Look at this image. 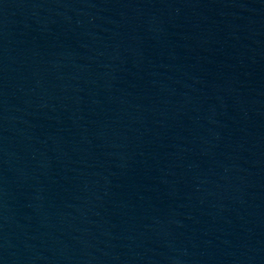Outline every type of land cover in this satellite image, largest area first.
<instances>
[{"label":"water","instance_id":"obj_1","mask_svg":"<svg viewBox=\"0 0 264 264\" xmlns=\"http://www.w3.org/2000/svg\"><path fill=\"white\" fill-rule=\"evenodd\" d=\"M0 264H178L1 20Z\"/></svg>","mask_w":264,"mask_h":264}]
</instances>
